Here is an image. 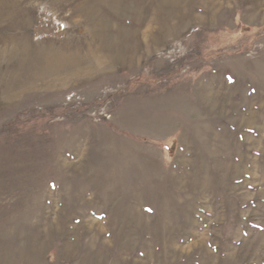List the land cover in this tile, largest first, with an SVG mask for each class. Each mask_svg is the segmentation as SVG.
Here are the masks:
<instances>
[{
    "label": "rangeland",
    "instance_id": "obj_1",
    "mask_svg": "<svg viewBox=\"0 0 264 264\" xmlns=\"http://www.w3.org/2000/svg\"><path fill=\"white\" fill-rule=\"evenodd\" d=\"M0 264H264V0H0Z\"/></svg>",
    "mask_w": 264,
    "mask_h": 264
}]
</instances>
